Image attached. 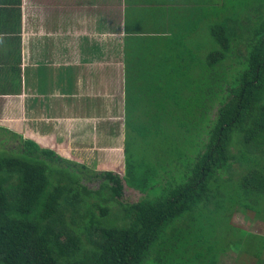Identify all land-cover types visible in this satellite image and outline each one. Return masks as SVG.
I'll return each instance as SVG.
<instances>
[{"label": "trees", "instance_id": "obj_1", "mask_svg": "<svg viewBox=\"0 0 264 264\" xmlns=\"http://www.w3.org/2000/svg\"><path fill=\"white\" fill-rule=\"evenodd\" d=\"M228 1L177 25L213 20L209 52L126 48L123 176L0 131V264H221L232 247L264 264V235L232 222L235 207L264 220V0ZM125 186L145 197L121 202Z\"/></svg>", "mask_w": 264, "mask_h": 264}, {"label": "crops", "instance_id": "obj_2", "mask_svg": "<svg viewBox=\"0 0 264 264\" xmlns=\"http://www.w3.org/2000/svg\"><path fill=\"white\" fill-rule=\"evenodd\" d=\"M210 3L0 0V131L90 169H124L126 48L191 42L177 25Z\"/></svg>", "mask_w": 264, "mask_h": 264}, {"label": "rangeland", "instance_id": "obj_3", "mask_svg": "<svg viewBox=\"0 0 264 264\" xmlns=\"http://www.w3.org/2000/svg\"><path fill=\"white\" fill-rule=\"evenodd\" d=\"M231 1L235 2L236 0H231ZM229 2H230V0L228 2H226V4H228ZM221 5L222 4H216V0H213V4L210 3V6L207 7V10L210 8L211 9L218 8V6H221ZM222 9L224 10V7ZM211 11L212 10H210V12ZM207 22H208L207 24L205 23L202 27H200V28H198V30H196V31H201V32H199V34L200 33L201 34L198 36L193 35V40L190 42V44L192 42L193 43L198 42V44L201 45L199 49H201V51L204 53L206 51L209 52L210 49L213 50V49L218 47V44L215 41V39L211 33V24H212L213 20L209 19ZM173 43L175 44L176 41H174ZM171 44L172 43L166 42V41L162 42L159 39H153V41H152V46L156 47L157 50L159 49V52L161 51L162 47L164 46L166 48V51L170 53L171 50L169 49V47L171 46ZM240 49L244 50L245 47H243V45H242V47L240 46ZM187 53H188V51H187ZM219 105H220V102H219V100H217L216 104L214 105V107L212 109V114H214V112H216L218 110ZM0 134H1V132H0ZM6 138L7 139L5 142V144H6L5 148H8V147L13 148L15 145L14 141L12 140V142H11L10 138H8V137H6ZM101 138H102V136H101ZM2 139H4V137H1V135H0V140H2ZM124 140H126L125 134L123 137V146H124ZM2 141H4V140H2ZM1 143L2 142H0V149L2 148ZM101 143L102 144L104 143L103 146H105L107 144V142H105V138H102L100 144ZM125 146H126V144H125ZM90 167H91V169H89L90 174H92V172H96V173L97 172H104L102 170H95V169H93L92 166H90ZM123 171H124V169H122V168H120L118 170H113V172L120 175V177L123 176ZM173 174L175 175V173H173ZM99 183L100 182L97 179L90 180L88 178H85L82 181V184L87 186L89 189H97L99 186ZM146 195H148V194H146ZM154 196H155L154 193H149V197L152 198ZM144 197H145V194H142L137 189H133L132 187L125 186L123 188L122 197L120 200H121V202H125V203H136V202L142 200ZM113 204H115V203L114 202L110 203L109 206L111 208V211H113V214H114L116 212V207H114ZM232 214H233L232 222L237 227H240L241 229L246 230V231H248L252 234H255V235H264V220H262L261 218L258 219L253 212H250V211L245 210V209H241L239 207H235L234 210L232 211ZM205 223H206V221L205 222L202 221L200 225L192 226L190 224V226L193 229H198V228L200 229V226L204 225ZM206 229H208V226H206L205 230H202V231L206 232ZM253 239L254 238H250L251 243L253 242ZM224 244H226L225 241H224ZM256 248L257 247L255 246L253 248V251H255ZM228 249H231V248H228ZM254 263H255V259L250 254H244V252L239 253L233 247L231 250H228V252H226L225 254L222 255V260H221V264H254Z\"/></svg>", "mask_w": 264, "mask_h": 264}]
</instances>
